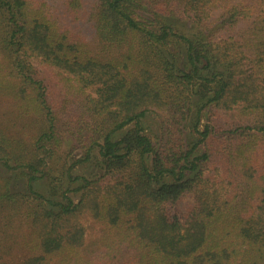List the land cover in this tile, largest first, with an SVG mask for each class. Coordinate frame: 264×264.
<instances>
[{
	"label": "trees",
	"instance_id": "1",
	"mask_svg": "<svg viewBox=\"0 0 264 264\" xmlns=\"http://www.w3.org/2000/svg\"><path fill=\"white\" fill-rule=\"evenodd\" d=\"M0 96L21 134L0 131L1 255L264 264V0H0Z\"/></svg>",
	"mask_w": 264,
	"mask_h": 264
},
{
	"label": "rangeland",
	"instance_id": "2",
	"mask_svg": "<svg viewBox=\"0 0 264 264\" xmlns=\"http://www.w3.org/2000/svg\"><path fill=\"white\" fill-rule=\"evenodd\" d=\"M86 1L88 2L91 0H86ZM168 23L173 24L174 26H176L177 28H179L180 30L184 32L187 31L188 29L187 24L184 22H179L176 20H168ZM171 48L173 52L175 53V57L177 58L178 65L184 69L182 55H181L182 47L177 46L176 44L175 47H171ZM205 121H206V117L204 116V118L202 119V124L205 123ZM19 123H20V119L18 118L17 109L14 108L12 101L4 96H0V131L1 133H3L6 136H11V137L16 136V135L20 136L21 134H20ZM142 125L144 126L146 134L151 136L152 140H154L156 136L160 135L159 120L155 114L153 113L147 114L145 118H143ZM125 130L121 135H119L118 138L126 134ZM192 140H194V135L187 128L186 142H191ZM200 153H201V148H198L197 150H195V155L200 154ZM82 155H83L82 150H73L69 154L68 160L70 163L76 162L82 157ZM89 164L90 165L84 164V163L76 164L73 168L74 173L78 175H81V174H84V175L92 174L93 175L94 174V176L96 174L99 175L102 173V171H100V169L97 168L94 164L92 163H89ZM4 172H5L4 168L0 167V177L2 176L9 177V173L5 172L6 173V176H5ZM10 173L13 174L14 172H10ZM25 182H26V178L24 177L14 178L11 176L9 187L12 190H20L22 189V185H24ZM53 187L51 184L48 186V184L42 180H39L36 183L37 190L47 197L52 196L50 194V191H51L50 188H53ZM74 199L77 201L78 199L77 194L74 195ZM187 200L189 201L190 197H187ZM83 223L85 224V226L88 227L87 229L88 236L90 238H93L95 236L94 225L92 224L91 221H89L86 218H84ZM27 257H28V254L25 251H22L19 249H17L15 252L9 255L0 254V260L5 261V262H10V263H15V264L22 262Z\"/></svg>",
	"mask_w": 264,
	"mask_h": 264
}]
</instances>
